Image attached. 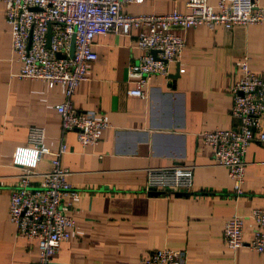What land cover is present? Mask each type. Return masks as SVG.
<instances>
[{
    "label": "crops",
    "instance_id": "obj_1",
    "mask_svg": "<svg viewBox=\"0 0 264 264\" xmlns=\"http://www.w3.org/2000/svg\"><path fill=\"white\" fill-rule=\"evenodd\" d=\"M185 0H141L123 11L133 15L185 13ZM264 7V0H256ZM213 5L215 0H207ZM0 3V264H37L34 241L15 235L7 220L11 188L21 170L11 165L15 147L25 146L30 126L44 129L43 145L66 151L60 165L66 182L78 191L69 215L73 228L48 264H139L148 252L171 248L185 251V264H264V253L235 250L222 242V226L231 215L246 217L264 211V142L252 141L243 156L242 194L235 196L225 168L212 162L198 134L235 125L230 117L228 87L235 63L245 54L249 69L264 76V23L213 29L204 26L169 30L184 39L177 63L166 77L154 76L145 98L130 97L126 65L141 54L129 35L106 33L93 38L94 61L71 102L79 112L104 117L107 126L97 143L82 147L73 131L62 133L54 105L63 87L48 88L42 80L16 79L9 47V27ZM182 69V72H178ZM264 126V124H263ZM174 164L192 167V189L182 195L144 190L145 170ZM49 168V157L37 160L30 184ZM245 219L242 241L252 231Z\"/></svg>",
    "mask_w": 264,
    "mask_h": 264
},
{
    "label": "built area",
    "instance_id": "obj_2",
    "mask_svg": "<svg viewBox=\"0 0 264 264\" xmlns=\"http://www.w3.org/2000/svg\"><path fill=\"white\" fill-rule=\"evenodd\" d=\"M141 0H0L4 22L9 27V47L17 69L10 74L16 79L42 80L48 88L63 87V99L54 105L62 133L73 131L82 146L97 143L100 131L107 126L104 117L79 112L72 106V96L78 84L86 79V67L94 61L93 38L106 33L129 35L136 29L134 46L141 51L126 65L125 78L131 87L130 97L145 98L152 77H166L168 67L180 59L183 37L171 27L215 26L264 23V7L256 0H185V13L172 10L165 14L133 15L123 11L129 3ZM49 41L46 45V33ZM73 38L72 55L68 56ZM154 52V54L152 53ZM59 54L60 57H56ZM248 56L243 54L235 63V76L228 87L231 96L230 117L235 125L229 129H212L198 134L200 148L208 147L212 162L225 168L235 196L242 194L244 176L243 156L252 141L264 142V76L249 69ZM178 72H182L179 69ZM44 129L30 126L25 146L15 147L11 165L21 170L11 188L7 204V220L15 235L34 241L38 250L37 264H48L59 244L66 240L73 228L69 215L78 191L70 187L68 173L60 165L66 144L60 142L55 150L43 145ZM49 157V168L38 174L36 185L30 178L36 175L37 160ZM146 192L171 195L190 193L192 167L174 164L149 167L145 170ZM252 222V231L242 241L243 222ZM222 242L226 248L239 247L264 253V211L252 209L246 217L231 215L222 226ZM185 251L161 248L148 252L139 264H185Z\"/></svg>",
    "mask_w": 264,
    "mask_h": 264
},
{
    "label": "water",
    "instance_id": "obj_3",
    "mask_svg": "<svg viewBox=\"0 0 264 264\" xmlns=\"http://www.w3.org/2000/svg\"><path fill=\"white\" fill-rule=\"evenodd\" d=\"M48 41H49V31L47 30V33H46V45H48ZM72 50H73V38H71L70 40V43H69V50H68V56L70 57L72 55ZM152 53L154 54V52L152 51ZM56 57H60L59 54H56ZM149 193L151 194H159V192H155V191H149ZM183 193H179V192H176L174 193V195H182Z\"/></svg>",
    "mask_w": 264,
    "mask_h": 264
}]
</instances>
